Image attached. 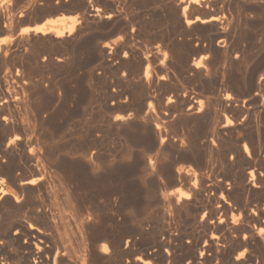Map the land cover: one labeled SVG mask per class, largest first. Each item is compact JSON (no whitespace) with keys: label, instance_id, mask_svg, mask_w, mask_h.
I'll return each mask as SVG.
<instances>
[{"label":"bare ground","instance_id":"6f19581e","mask_svg":"<svg viewBox=\"0 0 264 264\" xmlns=\"http://www.w3.org/2000/svg\"><path fill=\"white\" fill-rule=\"evenodd\" d=\"M73 1L0 0V264H264V0Z\"/></svg>","mask_w":264,"mask_h":264},{"label":"rangeland","instance_id":"374dc122","mask_svg":"<svg viewBox=\"0 0 264 264\" xmlns=\"http://www.w3.org/2000/svg\"><path fill=\"white\" fill-rule=\"evenodd\" d=\"M78 1V2H77ZM144 1L146 0H133L134 8L139 7V5L143 4ZM75 2V3H74ZM81 3L89 5L90 1L89 0H75L73 3L68 4L67 7L64 9L62 8L61 10H56L55 9H50L47 10V15L43 14L46 18H51L54 16L58 15H76V14H81ZM141 3V4H140ZM55 12V13H54ZM58 13V14H57ZM254 18V19H252ZM252 19V20H251ZM43 20V19H42ZM42 20H39V15H30L24 18L18 26L13 28L9 34H1L0 37H5V39H8L7 35H16L19 32V29L27 26H33L35 24H38L42 22ZM248 25H241V28L239 29L238 33L234 35V39L239 38V34H241L242 37L245 39V47L246 50H260L262 46H264V17H251L248 21ZM86 26V27H85ZM89 26V28H88ZM81 28H84V32L79 36L78 41H76L75 44L68 46V50H92L93 47L91 45V39L92 37L95 36L96 34V25L85 22V20H81L80 24ZM95 27V28H94ZM94 32V33H93ZM200 34L195 33V34H187L186 36L178 34L177 35V40L179 43V47L175 48L174 50H191L192 48H198L202 46H207V41L204 40H198ZM33 35L29 36V39L32 38ZM180 36V37H179ZM197 36V37H196ZM41 38L40 36H37ZM46 37V36H45ZM51 35H48L46 38H50ZM113 38L116 36H112ZM192 37V38H191ZM45 38V39H46ZM91 40V41H90ZM183 40H185L183 42ZM137 43V42H136ZM150 43V42H149ZM139 46L141 45H147L148 43L141 41L137 43ZM158 42H154L153 46H156ZM188 44V45H187ZM215 46L219 43V40H215L214 42ZM35 47H38L40 50H64L63 47L60 46H50L48 44H34ZM188 46V47H186ZM128 180V179H127ZM121 180L118 181L117 183H114L112 187H116L118 192L121 194V196L124 198L126 203H130L133 207V209L136 212H152L150 209L147 210L146 208V193L144 189L136 187L135 185L132 184L130 180ZM103 184V183H102ZM103 187L106 186V183L102 185ZM101 185L99 187L102 188ZM111 186L107 183V186ZM97 188L94 189L96 191ZM100 189V188H99ZM89 193V192H88ZM264 206V201L262 202V207ZM146 210V211H145Z\"/></svg>","mask_w":264,"mask_h":264}]
</instances>
